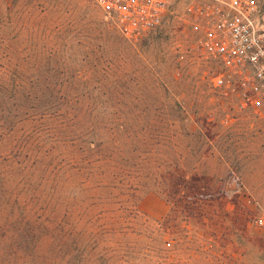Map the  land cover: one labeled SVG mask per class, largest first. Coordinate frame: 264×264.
<instances>
[{
  "label": "rangeland",
  "instance_id": "rangeland-1",
  "mask_svg": "<svg viewBox=\"0 0 264 264\" xmlns=\"http://www.w3.org/2000/svg\"><path fill=\"white\" fill-rule=\"evenodd\" d=\"M192 1L129 41L95 0H0V264H261L264 108L212 86Z\"/></svg>",
  "mask_w": 264,
  "mask_h": 264
},
{
  "label": "built area",
  "instance_id": "built-area-1",
  "mask_svg": "<svg viewBox=\"0 0 264 264\" xmlns=\"http://www.w3.org/2000/svg\"><path fill=\"white\" fill-rule=\"evenodd\" d=\"M104 18L129 41L162 25L171 0H95ZM195 44L216 63L211 82L236 111L264 108V5L261 0H194L185 7ZM254 222L264 229V214ZM264 264V245L262 262Z\"/></svg>",
  "mask_w": 264,
  "mask_h": 264
}]
</instances>
